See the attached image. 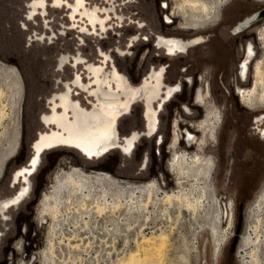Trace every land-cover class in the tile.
I'll return each mask as SVG.
<instances>
[{"label":"rangeland","instance_id":"374dc122","mask_svg":"<svg viewBox=\"0 0 264 264\" xmlns=\"http://www.w3.org/2000/svg\"><path fill=\"white\" fill-rule=\"evenodd\" d=\"M123 1L86 0L88 6L108 8L113 5L124 21L121 28L116 27V19L111 14L108 22L113 29L109 28L106 35L90 34L92 37L85 38V46H80L77 38L80 34L67 30L70 25L65 11L51 8L50 3L45 25L41 18L26 19V5L31 0H0V64H3L0 65V199L17 189V185L9 184L11 174L28 165L32 142L39 132L48 130L40 120L48 111L49 97L61 90L60 86L69 81L73 72L84 73L82 68L75 70L67 65L65 72L59 73L56 61L62 54L80 53L89 63L98 64L96 55L100 48L112 56L117 69L131 84H137L152 68L165 66V82L181 86L175 96L164 101L158 113L157 130L163 137L159 150L155 138H141L128 157L117 148L92 159H84L77 151L66 147L45 151L39 158L37 171L29 176L30 194L17 208L8 210L5 222L0 220V264H118L122 259L115 263L117 259L136 249L137 241L146 246L142 243L145 239L137 233L142 225L141 232L151 241L159 238L160 231L166 234L167 245L158 264H264V213L257 221L252 214L264 191V137L260 135L264 120L262 123L254 121L264 106L257 104L248 109L233 96L235 87L245 88L249 81V73L245 80L234 76L241 46L246 41L252 43L255 63L262 60L264 70V45L256 37L264 26V17L246 26L238 35L231 34L230 30L236 22L264 6V0H205L219 4L220 11L217 20L208 19L199 31L178 29L183 20L176 12L170 18L172 23L164 24L163 16L174 11V1L131 0L122 4ZM161 2L171 10L161 9ZM139 24L144 25V30H139ZM157 34L182 40L200 35L205 41L186 54L168 58L155 46ZM134 35H139L141 40L129 47L128 41ZM145 37L148 41H142ZM10 67L17 71L18 77ZM200 76L208 83L216 109L209 100H205L203 109L192 101ZM82 78L86 79V74H82ZM83 100L86 102L85 96ZM83 104L89 106L87 102ZM185 106L191 110L189 114ZM217 109L222 122L213 145L209 138L203 141L199 125L207 111ZM174 117L181 120L182 130L189 126L196 142L185 147L182 141L176 149L171 147L170 153L168 143L172 144L174 134L169 136V133ZM142 129L140 105L119 119L121 139L133 130ZM13 151L14 155L3 161V156ZM174 152L189 157L198 154L215 162L208 186L213 183L220 212L227 213L219 235L229 238L218 256L214 254L210 218L206 219L215 211L211 208V195L204 201L206 207L193 215L190 211L179 213L177 206L168 208L160 201L148 204L146 209L131 207L127 200L129 193L124 190L126 196L122 192L120 207L96 214L91 200L95 195L81 200L78 194L68 197L67 193H62L54 217L40 216L44 197L54 192L56 178L74 169L91 176L110 175L121 187L157 183L169 194H178L181 188L189 191L192 181L179 184L176 173L170 170ZM145 157L148 160L144 166ZM90 187L96 192L103 188L96 183ZM114 194V190L107 189L109 202ZM186 194L197 197L195 193ZM156 197L161 198L160 194ZM247 237L250 245L245 243ZM252 252L256 254L255 263L250 257Z\"/></svg>","mask_w":264,"mask_h":264},{"label":"flooded vegetation","instance_id":"af4514ba","mask_svg":"<svg viewBox=\"0 0 264 264\" xmlns=\"http://www.w3.org/2000/svg\"><path fill=\"white\" fill-rule=\"evenodd\" d=\"M170 1H174V4H173L174 11H172L171 14L173 15L174 12H176V14H178L177 16L178 17L180 16L183 20V23H181V26H179L178 28L183 31L201 30L203 28V24L206 23L208 19L213 17V19L215 18L217 20L216 16H217V13H219L220 11L219 4L212 2L215 4L214 6L215 10L212 13V15H210V17L207 18L206 20H202L201 22H198V21L191 20L188 14L183 15V12L178 9L177 5L175 4H177L178 1L180 0H170ZM128 2H131V0H126V1L124 0L122 4H125ZM50 3H51V8L56 9V10L60 9L61 11L66 12L67 17H68L67 19L68 25H70V27L67 28V30H69L70 32L76 31V33L80 34L77 36L78 41L80 42L79 44L80 46H85V38L87 36L92 37L90 34L94 36H96V34L98 35L101 33L106 35L107 34L106 31L109 28L113 29V25L110 27L109 26L110 22H108L111 18V14L116 19L115 20L116 27L121 28L122 27L121 23L124 21L122 19L123 15H119L116 12L113 5H111L108 8L107 7L100 8L97 5L88 6V3L86 2V0H31V2H28L26 5V8H27L26 19L29 21V20H35L36 17L38 19L41 18L44 24L47 25L46 24L47 20L45 16L48 13L47 9ZM207 3H210V2H207ZM162 4H165V5L163 6ZM78 8H82L85 12H87L89 15L92 16V21L90 22L94 24V26L92 25L93 28H91L84 19H81L79 17L78 14L81 12V10L79 11ZM160 8L163 10H166L167 12L171 10V8L170 10L168 9V5H166L165 2L160 3ZM252 14H254V12L249 14V16H251ZM249 16L244 17L240 21L236 22V24L230 28L231 34L233 35L240 34V32H242L246 26L242 27L241 25L243 23L240 24L239 26H237V24L239 22L240 23L243 22L244 19L248 18ZM138 28L139 30H144V25L139 24ZM65 35H66V32H65ZM256 37L259 40V43L264 45V26L258 30ZM43 39H44V36L40 38V41H43ZM49 40H52V39L50 38ZM140 40L141 38L139 37V35H134L128 41L129 43L128 46L133 47ZM142 41H148V38L145 37L143 38ZM204 41H205V38L200 35L192 37L187 40H182V39L175 38V37H168V36L157 34L154 39L155 46L157 47V49L161 50L163 55L168 58L177 56L179 54H186L189 49L199 46ZM101 50H102L101 53L104 55L102 59L104 60V63L107 65L106 71L112 70V67H113L119 75H122L126 79L131 89H133L132 96H131V100L133 103L131 106H129L128 114L132 112V108H134L135 106L137 105L141 106V119L143 123V129L139 131L133 130L129 132L126 136H124L123 139L119 137V133H118V136H117L118 144L117 145L119 147L121 146L122 148V149L119 148V150L125 157L132 155L136 147L135 144H137V142H139L141 138H155V140H157L156 145L159 150V147L163 141V137L162 135L158 133V130H157V127H159L158 113H160V110L163 109L164 101L175 96V93L179 89H181L180 84L174 85V84H167L165 82V74H164L166 71L165 66H161L156 69L152 68L140 79V81L137 84H133V83L131 84V81L129 80V78L117 69L116 65L114 64L115 62L113 61L112 56L108 52L103 51V49ZM118 51L122 52V50L120 49H118ZM253 54H254V51H253L252 43H250L249 41H246L244 45L241 46V53L239 54V58L236 63L235 74H234L235 77L241 80H245L248 76V73L250 74L249 81H246L245 83V86H244L245 88L235 87V91L233 92V96L236 98L237 101H238L237 98H239L240 105L248 109L253 108L257 104L264 106V70L262 69V60L255 63L257 59L256 57H253ZM75 55L76 54H73V55L62 54L59 57V59L56 61L57 71L59 73L60 72L63 73L68 67L75 69V70L80 68L79 66H77L76 63L84 61L83 60L84 58L82 56L80 57L79 53H78V56H79L78 58H76ZM0 65L3 66V64H0ZM10 68L15 72V74L18 77L17 71L12 67ZM76 72L72 73V76L70 77L69 81L63 83L60 86L61 87L60 91L53 92V95H51L48 99V111L42 115V118L40 120L44 127L47 126L46 128L48 130L45 132H39L37 134L36 139L32 142L31 144L32 155L26 162L28 165L20 167L19 169L15 170L11 174L9 184L11 183V186L17 185V189L10 196L0 199V220L2 222H5V220H7L6 216H7L8 210L17 208L19 204L22 201H24V199H26L27 196L30 194L32 183H31L29 176L35 173L39 166V163L35 168L31 165L33 157H34L33 156L34 155L33 144L39 140V135L50 134L49 129H52L53 131H55V126L52 125L51 118H53L55 122L60 125L68 126L70 125V123H72V118L69 117L68 120L63 118L62 106H64V108L67 107L68 109H75L78 107L79 110L84 111V112H91L92 110V104H94L93 99H91L88 94L78 92L74 88V85H77L78 87L81 88V90L85 91L86 86L89 84V82L85 78H82V76H79L78 71ZM73 75L74 76L77 75L76 80L74 81V84H73V79H74ZM198 82H200V85L197 86V88H195L193 92L192 101H194V105L198 108L203 109L205 105V100H209L215 107L214 102L211 100V92H210L208 83L206 81H203L201 76L198 79ZM190 83H192V80H190ZM96 84H100V82L96 81ZM102 89L105 91V94L109 93L106 87ZM111 91L114 92L113 87ZM83 96H85L86 102L89 106H85V104H83V103H86L83 100ZM103 99L106 100L107 103H109L108 105H105L103 108L109 109L113 114L118 112L117 102L113 100L115 99V95L113 96L112 100H111V97L110 98L104 97ZM60 102H61V105H59ZM216 108L217 107H215V109ZM184 110L186 111V114H189L191 111L186 106L184 107ZM69 113H68V116H70ZM120 118L121 117L117 119V131H118V122ZM91 119H95V121H97L99 118H98V115H93ZM262 120H264V110H262L260 113H257L256 117L254 118L255 122L262 123L263 122ZM85 121L86 119L84 117L83 122ZM180 122L181 120L177 117H174L171 121L169 136L171 134H174V137L172 139L173 140L172 144L170 145L168 143L169 151L171 147L176 149L177 146H180L182 141L185 147H189L192 144H195L196 142V136L189 131V126L187 125V127L182 130ZM221 122H222V115L219 112V109H217L216 112L213 110L207 111L204 120L199 125V130L203 134V141H205V138H209L213 142V145L216 143L217 130ZM108 124L109 123L106 124L105 129L107 128ZM148 124H150L153 129V132L150 137L146 136ZM178 132L180 133L179 137H178ZM133 134H136L138 136V139L136 142H133V146L130 147V144L132 143L129 141L132 140ZM260 134L262 137H264V128L260 129ZM203 141H201L200 143L201 145H203L204 143ZM61 148H65V147H61ZM66 148L75 150L69 147H66ZM14 151L13 153L9 154L7 157L3 156V161L11 158L14 155ZM84 159H87V158L84 157ZM147 160L148 158L145 157L143 160L144 166L146 165ZM213 162L214 160L212 161L211 159L205 158L198 154L192 157H189L188 154H185V153L178 154L174 152L172 154L169 167L172 172L176 173L177 181L179 184L183 182H188V181H192L193 183V185L190 186L189 191H186L185 188H181L180 191H184V193H195L197 196L202 195V193L206 192V195L203 194L204 196L202 200L203 202L202 209L206 207L204 206L205 199L208 200L209 198L208 196L210 195L212 196L213 202L211 203V208L214 207L215 211L214 213H212V215H207L206 219L210 218L209 224L211 226L212 224L216 225V228H215L216 231L214 234L212 233L210 234L214 242L217 240L225 242V240L227 241L229 240V238L220 237L219 230H220V225L223 222L224 218L226 217L227 213L223 215V212H220L221 205H220V202L216 199L217 196L215 195V188H214L213 183H211V187L208 186L209 179H211V176H212L213 167L215 166V162H214V165H213ZM1 169H2V165L0 168V174H1ZM89 176L91 175H87L81 172L80 170L74 169L71 173L66 174V175H61L60 177L56 178V186H55L54 192L51 194V196L44 197V202L42 203L43 205H42V210L40 211V216L43 217L46 215V216H50V218H53L54 214L57 212V205L59 204L58 202L60 200L59 199L60 195L62 193L69 192V189H68L69 184L74 182L77 179V177H89ZM262 193L264 194V191ZM262 193L258 197L259 199L258 205L254 208L253 213H252L254 214L255 218L257 216L255 211L257 210L258 206L261 204L262 197L264 196ZM228 204H229V210H230L231 221H232L233 204L231 201L228 202ZM224 206L226 207V204H224ZM0 238H1V233H0ZM219 251L220 250L216 252V255L218 254ZM217 256L215 258H217Z\"/></svg>","mask_w":264,"mask_h":264},{"label":"bare ground","instance_id":"6f19581e","mask_svg":"<svg viewBox=\"0 0 264 264\" xmlns=\"http://www.w3.org/2000/svg\"><path fill=\"white\" fill-rule=\"evenodd\" d=\"M162 5L164 6L165 4ZM175 5H177L178 9L183 12V15L188 14L191 20L198 22L209 18L215 10V4L212 3V1L210 3H207L205 0H180ZM78 9L79 11L81 10V12L78 14L79 17L81 19H84L88 23V25L93 28L92 25L94 26V24L90 22L92 21V16L85 12L82 8ZM255 14L256 13L252 14L248 18H245L244 21L241 23L239 22L237 26L242 23V27L249 26L256 19ZM170 18H172L171 11L169 12V14H165L163 16L164 23H171L172 20ZM101 51L102 50L99 48L96 55V57L99 59L98 64L89 63L88 61H86V59H83L84 61L82 62L76 63L77 66L84 70V73H79V76H82V74H86V80L89 82V84L86 86L85 91L81 90V88L77 85H74V88L78 92L88 94L89 97L93 99L94 104H92L91 112L81 111L78 109V107L75 109H68L67 107L64 108V106H62L63 118L68 120L69 117H71L72 123H70V125L68 126H63L56 123L55 120L51 118V123L53 126H55V131L49 129L50 134L39 135V140L33 144L34 157L31 165L34 168L38 165L39 158L42 153L44 151L51 150V148H73L87 159L103 156L114 148H121V146L119 147L117 145V119L124 114H128L129 106H131L133 103L131 100L133 89H131L126 79L122 75H119L113 67L112 70L106 71L107 65L102 59L104 55L101 53ZM79 55L80 57L82 56L80 53ZM75 57L78 58V54H76ZM76 76L73 75V84L76 80ZM96 81H99L100 84H96ZM105 87L109 91L108 94H105V91L102 89ZM112 87L114 88V92L111 91ZM114 95L115 99L113 100L117 102L118 112L113 114L109 109L103 108L105 105L109 104L103 98L111 97L112 100ZM59 105H61V102ZM68 113L70 114V116H68ZM93 115H98L99 119L97 121H95V119H91ZM84 117L86 119L85 122H83ZM107 123L109 124L105 129ZM152 132L153 129L151 125L148 124L146 136L150 137ZM137 139L138 136L136 134H133L132 140L129 141L132 143L130 144V147L133 146V142H136ZM93 183H96L98 185L101 184L103 186L102 190H97V192L95 190L92 191V186L90 187V185ZM118 184L119 183L117 180L112 179L110 175L103 173L96 176L77 177L74 182L69 184V192L67 193V195L68 197H74L78 194L81 196V200H85L88 198L91 199L92 196L95 195L91 200L95 204L94 209L96 214H100L101 212L107 211L109 209H117V207L120 205V197H123L121 196V194L124 190H126L129 193V197L127 199L128 205L131 207H142L146 209L148 204L151 203L152 205H154L160 201L168 208L177 206L179 209V213H181L182 211H190L191 213H193V215L197 214L198 211L202 209L203 196L206 195V192H204L202 193V195H199L197 197L192 196L191 198V194H186L184 193V191H180L178 192V194H169L168 192L162 191L157 183H145L136 186L125 184V187H121ZM108 188L114 190L115 192L114 198L112 197L113 199L110 200V202L107 198ZM159 194L161 198L157 199L156 195ZM255 213L257 214L256 219L262 213H264V196L262 197V202L258 206ZM143 228L144 226L142 225L137 233H139V236L142 239H145L142 243L146 246H142V244L139 245V242L135 241L136 249L131 253L129 252L128 254L126 252L125 256L127 254V257L124 258L125 256H123L122 258L117 259L115 263L122 259L118 262V264H158V262L160 261L159 259L162 256V252L165 250L167 245L168 240L166 238V234L163 231H160V236H158L159 238L157 240L151 241L149 238L146 239L145 234L141 232ZM215 228L216 225L212 224L209 229L212 234L215 233ZM249 240L250 239H248L247 237L245 243L249 244ZM223 244V241H215V255L216 252L221 249ZM250 257L252 259V262L255 263V261H257L255 253L252 252Z\"/></svg>","mask_w":264,"mask_h":264},{"label":"water","instance_id":"95a60500","mask_svg":"<svg viewBox=\"0 0 264 264\" xmlns=\"http://www.w3.org/2000/svg\"><path fill=\"white\" fill-rule=\"evenodd\" d=\"M254 13H256L255 14L256 15V19L255 20L264 17V6H262L259 10L255 11Z\"/></svg>","mask_w":264,"mask_h":264},{"label":"built area","instance_id":"2783aa9c","mask_svg":"<svg viewBox=\"0 0 264 264\" xmlns=\"http://www.w3.org/2000/svg\"><path fill=\"white\" fill-rule=\"evenodd\" d=\"M239 79V78H238ZM241 80V79H240ZM261 135V134H260Z\"/></svg>","mask_w":264,"mask_h":264}]
</instances>
